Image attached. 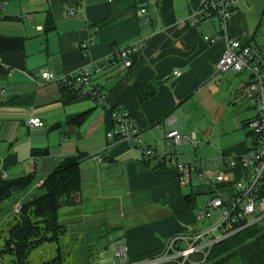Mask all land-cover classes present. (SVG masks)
Returning <instances> with one entry per match:
<instances>
[{
  "label": "crops",
  "instance_id": "crops-1",
  "mask_svg": "<svg viewBox=\"0 0 264 264\" xmlns=\"http://www.w3.org/2000/svg\"><path fill=\"white\" fill-rule=\"evenodd\" d=\"M5 1L0 34L11 42L0 50L1 174L45 180L64 160L84 154L81 191L75 206L61 208L60 224L69 225L73 211L79 226L107 222L116 231L111 239L115 253L119 246L128 248L125 264L157 254L174 236L206 229L210 223L200 215L210 198L201 203L199 197H211L214 187L193 179L182 186L174 168L157 158L148 160L132 142L110 139L120 131L113 117L117 109L129 115L144 148L186 162L183 155L192 145L174 146L168 134L189 136L208 127L221 104L225 109L229 101L240 115L227 119L226 134L234 138L222 154L220 172L242 176L224 159L250 150L241 135L256 111L251 115L255 107L242 100L246 84L240 85L237 76L243 74H217L226 38L209 45L204 36L218 35L217 26L192 24L205 0ZM260 18L253 0H236L226 36L254 45ZM92 37L95 44L84 49ZM135 47L139 52L126 68L115 53ZM44 70L58 78L88 73L91 83L74 95L57 82L46 83ZM175 71L182 75L175 76ZM94 91L101 100L90 95ZM84 114L86 119L79 122ZM33 118L44 126H30ZM34 151L48 154L35 156Z\"/></svg>",
  "mask_w": 264,
  "mask_h": 264
},
{
  "label": "built area",
  "instance_id": "built-area-1",
  "mask_svg": "<svg viewBox=\"0 0 264 264\" xmlns=\"http://www.w3.org/2000/svg\"><path fill=\"white\" fill-rule=\"evenodd\" d=\"M236 0H205L200 11L192 18V24H199L211 18H218L220 33L216 36H204V41L214 45L224 39L227 40V47L224 55L217 65V74L235 73L249 74V81L243 89V93L249 100L254 102L256 116L247 126L249 133L254 137V143L250 150L238 157H228L224 162L228 168L235 170L239 168L242 176L237 178L233 173L212 172L205 168V163L197 166L192 162L180 160L176 155L168 153L159 156L155 151L142 146L141 134L135 128L129 115L115 109L113 117L120 125V131L111 133L110 139L114 137L123 141L132 142L133 146L141 149L148 160L158 159L161 164L174 168L179 176L182 186L192 183L194 175H197L201 182L207 183L215 188L205 209L200 215L201 221L209 222L204 230H199L189 235L174 236L168 240L166 245L157 254L137 260L134 264H199L194 258L200 256L203 262L208 258L213 247L241 231L253 226L264 228V53L258 47L243 43L239 39H231L227 35L228 24L235 13ZM3 6L0 7V13ZM145 14L146 10H142ZM95 44V38L84 49L91 48ZM139 52V48H126L116 51L126 68L133 65L132 57ZM1 64V61H0ZM11 75V70H8ZM174 75H182L175 71ZM46 83L57 82L62 87L83 93L85 87L91 83V75L79 73L58 78L55 73L44 70L41 73ZM2 91L0 94H3ZM91 96L101 100L96 91ZM30 126L41 128L44 122L40 118H33L29 121ZM198 133L193 132L189 136H181L178 132L168 134V140L174 146L190 144L197 148ZM3 179L7 176L2 175ZM213 222V223H212ZM116 256L125 264L128 258V248L119 246L116 249Z\"/></svg>",
  "mask_w": 264,
  "mask_h": 264
},
{
  "label": "rangeland",
  "instance_id": "rangeland-1",
  "mask_svg": "<svg viewBox=\"0 0 264 264\" xmlns=\"http://www.w3.org/2000/svg\"><path fill=\"white\" fill-rule=\"evenodd\" d=\"M254 4L261 10L260 26L257 34L255 35L254 46H258L264 53V0H253ZM3 6L0 16L5 17L6 10L5 0H0V7ZM214 28L217 26L219 28V20L214 17L208 19ZM226 74V73H225ZM238 83L240 85L247 84L249 81V74L245 73L243 75L237 76ZM244 100V105L254 107V102L242 95ZM241 100V99H239ZM238 100V102H239ZM226 110H231L232 112L223 113V116L219 122H212L208 127L204 129H198V143L200 144L197 148L190 145H182L181 147H187L188 151L183 157L187 160L186 162L195 163L200 166L201 163H205V168L212 172H220L223 167L222 154L226 151L227 145L234 137H229L227 133V119H232L240 115L239 108H234V106L229 104L227 101ZM255 110H251L252 115ZM226 134V135H225ZM249 149L254 143V137L250 135L249 130L246 129L242 131ZM179 147V148H181ZM189 159V160H188ZM44 180H37L35 183L24 193L18 195L14 199H10L5 202V204L0 208V250L4 247V242L8 237L9 230L18 222L21 207L28 204L33 199L37 198L42 194L39 189L43 184ZM193 183L198 185L207 186V180L201 182L198 176H193ZM76 195V194H75ZM73 196H62L61 201L64 206H75L76 199L78 195ZM210 194L206 193L200 196V202H207ZM17 209L15 211V216H11L10 213L13 208ZM62 207V208H63ZM69 225H61L62 231L60 236L52 242H48L41 247L34 249L27 261V264H120L121 260L115 254L116 244L111 242L112 234L116 231L112 230L107 222L102 221V224L98 227L89 226H79L80 221H77L78 212H72L69 216ZM62 220H59V223ZM67 222V221H66ZM213 223V222H212ZM203 230V229H202ZM48 238L51 235H47ZM1 264H13V258L5 256ZM174 264V263H169ZM229 264H242L239 258H235Z\"/></svg>",
  "mask_w": 264,
  "mask_h": 264
},
{
  "label": "trees",
  "instance_id": "trees-1",
  "mask_svg": "<svg viewBox=\"0 0 264 264\" xmlns=\"http://www.w3.org/2000/svg\"><path fill=\"white\" fill-rule=\"evenodd\" d=\"M10 42L0 34L2 53ZM63 89L71 91L74 95L80 94L67 87ZM2 105L3 102L0 100V106ZM86 117V114L79 117V122H83ZM247 126L248 124L246 129ZM47 154V151H34L35 156H46ZM85 159L86 156L80 154L64 160L53 173L45 178L39 188L42 194L21 207L19 220L9 230L4 247L0 250V264L5 256L12 257L13 264H27L34 249L60 236L62 228L59 223V212L63 207L61 198L80 193L82 188L81 164ZM1 176L0 172V208L5 202L27 191L36 181L34 175L17 179H3ZM48 234L51 235L49 238ZM235 258H239L242 264H264L263 227L259 225L250 227L215 245L204 262L200 256L194 259L199 261V264H229Z\"/></svg>",
  "mask_w": 264,
  "mask_h": 264
},
{
  "label": "water",
  "instance_id": "water-1",
  "mask_svg": "<svg viewBox=\"0 0 264 264\" xmlns=\"http://www.w3.org/2000/svg\"><path fill=\"white\" fill-rule=\"evenodd\" d=\"M223 113H224V104L222 103L215 117V122H219L221 120Z\"/></svg>",
  "mask_w": 264,
  "mask_h": 264
}]
</instances>
